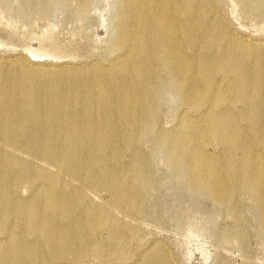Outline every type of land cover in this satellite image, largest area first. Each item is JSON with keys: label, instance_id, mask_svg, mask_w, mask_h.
Returning a JSON list of instances; mask_svg holds the SVG:
<instances>
[{"label": "bare ground", "instance_id": "obj_1", "mask_svg": "<svg viewBox=\"0 0 264 264\" xmlns=\"http://www.w3.org/2000/svg\"><path fill=\"white\" fill-rule=\"evenodd\" d=\"M75 1L83 16L91 0ZM216 10V0H125L107 66L0 62V264L121 257L138 230L120 216L137 208L131 185L147 182L137 144L153 117L156 71L168 73L185 108L171 159H186L194 185L216 202L254 189L264 230V45L234 37ZM102 188L108 198L92 207L88 194ZM149 251L142 264H170L163 250Z\"/></svg>", "mask_w": 264, "mask_h": 264}, {"label": "rangeland", "instance_id": "obj_2", "mask_svg": "<svg viewBox=\"0 0 264 264\" xmlns=\"http://www.w3.org/2000/svg\"><path fill=\"white\" fill-rule=\"evenodd\" d=\"M124 1L91 0L80 16L75 0H0V62L19 61L56 72L107 66L118 55L112 31ZM216 8L234 37L264 45V0H216ZM156 75L162 81L153 117L137 144L147 182L138 188L131 185L138 194L137 208L132 215L120 216L138 230L121 257L107 264H142L151 247L163 250L170 264H264V230L254 189H238L234 198L216 202L206 188L194 185L186 159H171V134L185 108L168 73ZM159 134L167 140L159 141ZM206 149L218 154L214 145ZM130 151L126 146L120 155L121 170L130 164ZM24 188L17 192L20 199L28 195ZM100 190L88 194L92 207L109 196ZM5 238L1 234L0 240ZM68 260L63 264H75ZM78 264L100 263L84 256Z\"/></svg>", "mask_w": 264, "mask_h": 264}]
</instances>
